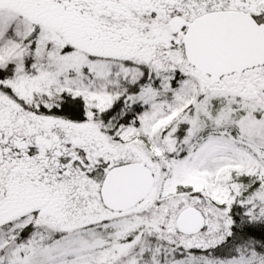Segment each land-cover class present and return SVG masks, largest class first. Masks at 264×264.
I'll list each match as a JSON object with an SVG mask.
<instances>
[{"label": "snow or ice", "instance_id": "1", "mask_svg": "<svg viewBox=\"0 0 264 264\" xmlns=\"http://www.w3.org/2000/svg\"><path fill=\"white\" fill-rule=\"evenodd\" d=\"M0 264H264V0H0Z\"/></svg>", "mask_w": 264, "mask_h": 264}]
</instances>
